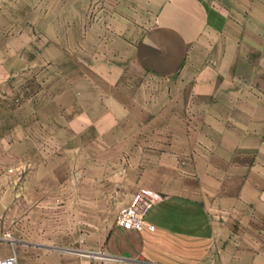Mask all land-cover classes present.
<instances>
[{"label": "crops", "instance_id": "crops-1", "mask_svg": "<svg viewBox=\"0 0 264 264\" xmlns=\"http://www.w3.org/2000/svg\"><path fill=\"white\" fill-rule=\"evenodd\" d=\"M133 57L47 99L1 60L0 256L264 264V0H161ZM141 188L154 227L117 224Z\"/></svg>", "mask_w": 264, "mask_h": 264}, {"label": "rangeland", "instance_id": "rangeland-1", "mask_svg": "<svg viewBox=\"0 0 264 264\" xmlns=\"http://www.w3.org/2000/svg\"><path fill=\"white\" fill-rule=\"evenodd\" d=\"M160 2L0 0V62L7 57L11 64V86L20 87V64L27 72L23 90L34 96L40 91L44 99L50 96L54 80L59 86L75 74L78 84L85 65L93 76L100 69H109L112 75L137 71L133 46ZM114 207L109 205V216Z\"/></svg>", "mask_w": 264, "mask_h": 264}, {"label": "built area", "instance_id": "built-area-1", "mask_svg": "<svg viewBox=\"0 0 264 264\" xmlns=\"http://www.w3.org/2000/svg\"><path fill=\"white\" fill-rule=\"evenodd\" d=\"M9 171L12 168H8ZM162 195L148 188H141L136 192L133 200L123 206L115 217V222L125 228L142 229L144 227L153 228L154 225L146 219L147 210L159 202ZM6 235H10L6 232ZM18 258L15 254L0 256V264H18Z\"/></svg>", "mask_w": 264, "mask_h": 264}]
</instances>
